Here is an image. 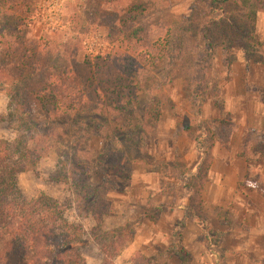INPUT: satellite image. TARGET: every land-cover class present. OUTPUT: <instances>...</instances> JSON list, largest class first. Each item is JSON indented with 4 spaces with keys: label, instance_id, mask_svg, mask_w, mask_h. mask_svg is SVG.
<instances>
[{
    "label": "rangeland",
    "instance_id": "obj_1",
    "mask_svg": "<svg viewBox=\"0 0 264 264\" xmlns=\"http://www.w3.org/2000/svg\"><path fill=\"white\" fill-rule=\"evenodd\" d=\"M0 34L2 66L3 43L28 40L52 72L78 68L73 117L93 131L84 148L43 136L40 110L41 128L19 126L4 74L0 141L21 134L41 154L16 186L26 200L59 202L87 264H181L176 248L187 264H245V242L264 264L263 223L252 216L264 211V0H0ZM108 141L122 166L104 165ZM215 156L242 166L225 204L203 199Z\"/></svg>",
    "mask_w": 264,
    "mask_h": 264
},
{
    "label": "trees",
    "instance_id": "obj_2",
    "mask_svg": "<svg viewBox=\"0 0 264 264\" xmlns=\"http://www.w3.org/2000/svg\"><path fill=\"white\" fill-rule=\"evenodd\" d=\"M211 2L213 4L219 0ZM5 44L8 50L3 57L9 63L6 67L0 63V76L4 74L6 78H13L11 89L8 90L11 102L9 107H12V115L18 119L19 126H24L26 132L32 130L27 125L41 128L34 121L37 110H40L45 118L42 125L43 136L59 133L58 139L66 141L76 154L78 149L85 147L82 144L93 136L89 124L73 117L79 114L78 108L83 102V85L78 80L81 78L78 68L67 65L61 73L52 72L55 69L36 54L38 45L34 46L28 40L24 44L22 41L20 47L13 41L7 40L3 43ZM0 49H3L1 45ZM43 71L48 75L42 80L43 77L40 76ZM41 80L42 86L36 88L34 85ZM57 91L67 98V103L60 101L56 96ZM126 107L122 106V109ZM2 121L3 117L0 115V122ZM24 138L19 134L12 142L0 141V264H87L79 250L83 242L82 234L65 219L59 202L44 194L26 200L16 186L15 176L34 167L41 158V154L29 147L27 138ZM31 138L29 135L28 139ZM114 144L116 142L108 141L101 151L105 166L114 167L118 161L120 166L124 163L123 152L120 153ZM198 149L204 154V143L202 146L199 142ZM197 170L200 168L197 167ZM117 171L121 174L119 168ZM185 221L186 216L181 225ZM202 228L208 239L210 230L204 225ZM117 233L121 235L122 230ZM174 252L182 259L181 264H187L190 257L183 248H176ZM106 262L104 260L102 264Z\"/></svg>",
    "mask_w": 264,
    "mask_h": 264
},
{
    "label": "crops",
    "instance_id": "obj_3",
    "mask_svg": "<svg viewBox=\"0 0 264 264\" xmlns=\"http://www.w3.org/2000/svg\"><path fill=\"white\" fill-rule=\"evenodd\" d=\"M227 151L229 149L227 148ZM233 149H231V153ZM241 165L233 166L232 162H229L226 157L215 156L211 166L209 168V185L205 188V193L203 194V199L205 202H222L221 204H225L229 202L234 195L237 182L239 180V176L237 175V170L241 169ZM212 194V196H211ZM216 194V196H214ZM225 196V200L220 196ZM259 221L263 223L262 228L264 229V211L257 210L253 212V215ZM195 232L194 236H198L200 233L199 227L192 223ZM241 247L244 248V260L245 264H257V259L250 258V255L246 251L257 252V244H253L251 242H245L241 244ZM255 256V255H254ZM257 256V255H256ZM194 257V256H193ZM196 258V257H194Z\"/></svg>",
    "mask_w": 264,
    "mask_h": 264
}]
</instances>
